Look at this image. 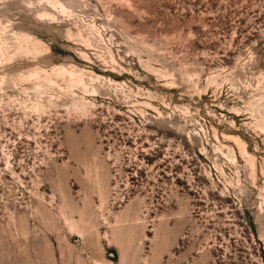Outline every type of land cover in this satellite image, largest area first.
Returning <instances> with one entry per match:
<instances>
[{
    "label": "rangeland",
    "instance_id": "rangeland-1",
    "mask_svg": "<svg viewBox=\"0 0 264 264\" xmlns=\"http://www.w3.org/2000/svg\"><path fill=\"white\" fill-rule=\"evenodd\" d=\"M0 264H264V0H0Z\"/></svg>",
    "mask_w": 264,
    "mask_h": 264
},
{
    "label": "bare ground",
    "instance_id": "bare-ground-1",
    "mask_svg": "<svg viewBox=\"0 0 264 264\" xmlns=\"http://www.w3.org/2000/svg\"><path fill=\"white\" fill-rule=\"evenodd\" d=\"M244 150V149H243ZM245 154V153H244Z\"/></svg>",
    "mask_w": 264,
    "mask_h": 264
}]
</instances>
